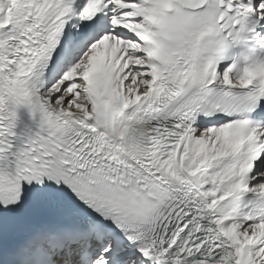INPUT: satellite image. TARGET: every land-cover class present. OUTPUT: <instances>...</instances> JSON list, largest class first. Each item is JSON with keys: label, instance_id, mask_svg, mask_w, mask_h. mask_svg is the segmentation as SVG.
Returning a JSON list of instances; mask_svg holds the SVG:
<instances>
[{"label": "snow or ice", "instance_id": "6c2138e0", "mask_svg": "<svg viewBox=\"0 0 264 264\" xmlns=\"http://www.w3.org/2000/svg\"><path fill=\"white\" fill-rule=\"evenodd\" d=\"M0 264H264V0H0Z\"/></svg>", "mask_w": 264, "mask_h": 264}]
</instances>
